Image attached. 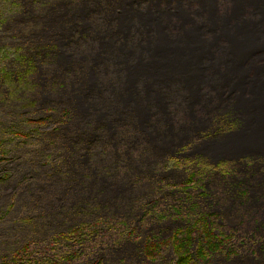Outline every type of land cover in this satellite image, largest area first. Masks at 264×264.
<instances>
[{
  "label": "flooded vegetation",
  "instance_id": "af4514ba",
  "mask_svg": "<svg viewBox=\"0 0 264 264\" xmlns=\"http://www.w3.org/2000/svg\"><path fill=\"white\" fill-rule=\"evenodd\" d=\"M81 2L52 0L50 6L45 5L47 2L38 4L40 8L32 11L34 20L42 26L34 33L35 46L45 44L48 58L44 59L42 71L49 78V88L42 89L41 96L58 105L55 115L45 114L43 121L52 118L57 123L48 135L56 141L51 145L65 151L72 161L64 169L71 184L57 188L56 192L64 198L95 205L96 216L102 209L112 215L139 212L142 203L153 202L150 199L161 194L163 202L173 204L171 213H163L164 231L173 229L172 233L182 234L184 229L201 235L197 249L206 253L203 260L227 246L224 264H264V151L255 147L241 151L230 145L233 132H241L249 125L247 117L235 101L227 99L223 106L205 116L210 121L198 130L185 138L169 139V126H160L154 119L146 129L112 115L109 104L116 102L115 85L91 74L96 71L103 51L90 49L91 39L83 32L82 23L72 29L70 23L57 18ZM110 9L105 4L94 12L92 24L106 21ZM56 20L70 34H63L62 40L64 51L73 61L70 67L60 65L62 48L51 36ZM75 52H80L84 59L74 61ZM87 75L97 83L94 90L83 86ZM134 82L127 84L124 80L126 89ZM227 113L232 117L225 120H239L236 130L231 124L222 126L221 116ZM188 122L191 121L176 115L169 123L178 133ZM172 163L174 167H170ZM142 190H146L143 195ZM144 195L151 198L145 200ZM149 236L152 239L145 246L156 244L160 250V242H156L158 229L149 230Z\"/></svg>",
  "mask_w": 264,
  "mask_h": 264
},
{
  "label": "rangeland",
  "instance_id": "374dc122",
  "mask_svg": "<svg viewBox=\"0 0 264 264\" xmlns=\"http://www.w3.org/2000/svg\"><path fill=\"white\" fill-rule=\"evenodd\" d=\"M44 3L50 6L52 0H0V264H177L178 257L184 258L182 264H224L227 246L203 260L206 253L197 249L201 235L164 231L163 213H171L173 204L163 202L161 194L154 200L144 195L153 202L142 203L139 212L112 215L102 209L96 216L95 205L56 192L71 184L64 169L72 161L51 145L56 141L48 135L57 123L43 121L58 109L54 100L41 96L49 88L42 71L48 58L45 44L35 46L34 33L42 26L32 11ZM221 117L222 126L236 130L240 125L225 120L231 113ZM233 133L234 148L264 151L263 139L248 138L249 125ZM153 228L160 250L156 244L145 246Z\"/></svg>",
  "mask_w": 264,
  "mask_h": 264
},
{
  "label": "bare ground",
  "instance_id": "6f19581e",
  "mask_svg": "<svg viewBox=\"0 0 264 264\" xmlns=\"http://www.w3.org/2000/svg\"><path fill=\"white\" fill-rule=\"evenodd\" d=\"M105 4L108 19L92 24ZM72 9L57 18L72 29L82 23L90 49L103 51L91 74L115 85L112 115L146 129L154 119L169 126V139L185 138L231 99L249 121L248 138L264 140V0H83ZM55 25L60 65L70 67L62 42L70 34ZM73 59L84 57L75 52ZM124 80L135 82L126 89ZM83 82L88 90L98 87L90 75ZM176 115L191 121L178 133L169 123Z\"/></svg>",
  "mask_w": 264,
  "mask_h": 264
},
{
  "label": "trees",
  "instance_id": "16d2710c",
  "mask_svg": "<svg viewBox=\"0 0 264 264\" xmlns=\"http://www.w3.org/2000/svg\"><path fill=\"white\" fill-rule=\"evenodd\" d=\"M147 249V248H146ZM176 250V252H177V254H178V252H180L181 250L180 249H178V248H175ZM179 256V255H178ZM184 260V258H181V257H178V262H177V264H182V261ZM1 264H29V263H24L22 260H18V261H15V262H13V263H10V262H3V263H1Z\"/></svg>",
  "mask_w": 264,
  "mask_h": 264
}]
</instances>
